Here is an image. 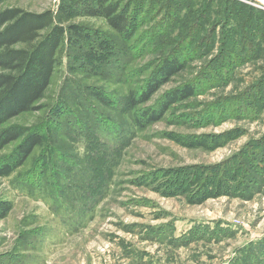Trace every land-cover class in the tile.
Listing matches in <instances>:
<instances>
[{
	"label": "rangeland",
	"instance_id": "obj_1",
	"mask_svg": "<svg viewBox=\"0 0 264 264\" xmlns=\"http://www.w3.org/2000/svg\"><path fill=\"white\" fill-rule=\"evenodd\" d=\"M68 2L0 8L56 14ZM121 5L129 38L70 6L63 25L90 30L98 58L65 45L40 108L2 124L39 131L43 144L0 176L10 203L0 264H264V0ZM173 56L183 69L130 108L128 96L136 101ZM187 85L192 95L146 121ZM99 91L107 105L91 95ZM16 146L0 149V164Z\"/></svg>",
	"mask_w": 264,
	"mask_h": 264
},
{
	"label": "trees",
	"instance_id": "obj_2",
	"mask_svg": "<svg viewBox=\"0 0 264 264\" xmlns=\"http://www.w3.org/2000/svg\"><path fill=\"white\" fill-rule=\"evenodd\" d=\"M70 6L82 15L103 17L118 37L129 38L132 35L134 21L122 8L121 0H74L72 4L68 2L61 6L56 14L49 9L34 12L16 6L0 8V149L17 142L13 159L0 164V176H9L35 147L43 144V135L39 131L24 132L20 125L2 124L21 113L40 108L38 102L44 97L60 64L64 46L67 45L74 56L79 55L88 63L98 58L93 40L96 36L90 30L76 23L63 25L70 18ZM84 46L89 47L85 52L82 51ZM183 67L184 62L176 56L164 58L156 72L145 82L137 100H134V93L128 96V106L135 107L149 100L163 83ZM86 71L89 69L86 68ZM192 92L187 85L166 93L157 111L145 112L146 121L158 120L171 104L187 98ZM68 93H74V88H70ZM91 95L102 105L108 104L109 97L104 92H92ZM9 210L10 203L0 201V218Z\"/></svg>",
	"mask_w": 264,
	"mask_h": 264
}]
</instances>
